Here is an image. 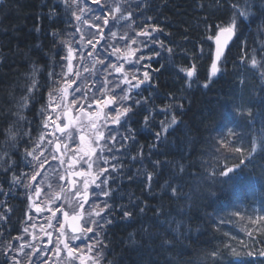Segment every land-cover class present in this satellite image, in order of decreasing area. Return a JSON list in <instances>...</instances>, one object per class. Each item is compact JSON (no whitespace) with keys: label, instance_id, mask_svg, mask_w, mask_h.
Wrapping results in <instances>:
<instances>
[{"label":"trees","instance_id":"1","mask_svg":"<svg viewBox=\"0 0 264 264\" xmlns=\"http://www.w3.org/2000/svg\"><path fill=\"white\" fill-rule=\"evenodd\" d=\"M2 2L0 109L7 111L14 107L11 101L14 97L19 98L20 86L33 66L42 69L47 66L43 75L38 77L42 84L48 71L55 67L58 72L57 53L64 54L60 41L64 40L71 27L65 22L67 17L63 5L56 7L60 0ZM232 2L143 0L144 14L137 15L136 21L142 18L143 24L151 16L153 19L148 23L163 29L161 40L174 52L171 60L153 62V67H160L161 64L164 67L153 75L155 88H149L145 94L152 97L148 107L157 111L166 103L176 102L182 103L183 108L177 111L178 124L169 129L161 140L157 141L153 134L160 130L159 121L162 120L155 116L156 122L151 125V131H143L137 136L135 145L126 146L129 155H137L143 147L144 156L142 161L126 159L123 174L111 185L114 190L111 200L113 223L106 227V236L102 235L107 245L102 264H238L232 248L242 251L243 244L250 243L243 227L245 221L240 222L241 217L248 218V214L255 211L264 216V195H261L264 193V151L260 148L255 156L246 160L234 177L230 190L225 184L210 183L206 179L210 159H217L212 149L221 139L225 144L226 138L223 140V137L228 127L236 131L240 129L238 131L244 134H254L255 130L264 134V100L257 93L262 84L257 77L250 76L251 72L241 62L242 57L252 56L254 49L259 47L258 43H264V0H252L251 15L240 24L237 30L239 39L236 37L228 50L219 77L209 79L213 52L211 41L218 28L229 23ZM53 32L59 34L55 41L51 35ZM247 63L250 64V61ZM193 64L196 66L194 83L188 88L185 72L180 70H187ZM55 79L58 80L57 77ZM242 79L243 84L240 83ZM206 82L208 87H202ZM58 86L60 84L42 88L41 94L35 98V107L30 105L31 110L25 111L27 119L35 121L34 128L39 124L37 112L47 104L48 93ZM243 104L244 113L251 109L255 117L252 127H249L247 115L234 116L236 111H241ZM137 119L142 124L143 115ZM231 120L235 123H230ZM38 136V130L33 132L34 139ZM2 143L3 138H0ZM241 159L228 160L231 163L227 164H238ZM156 161L159 165L154 167ZM180 165L184 168L183 172L179 171ZM147 172L153 174L150 189L141 182ZM137 173L141 175L137 176ZM130 176L136 178L129 180ZM5 179L4 175H0V183ZM169 184L181 187L182 194L178 199L172 196ZM4 188L7 190V184ZM20 190L14 188V198L8 199L12 208L10 220L15 219L16 229L7 228L6 224L0 226V251L8 240L20 235V226L25 224L27 200L20 198ZM2 199L0 197V201ZM130 200L144 202L146 213L134 215L131 220L121 219L119 208L129 205ZM158 208L165 213L159 218L161 223L154 218ZM133 211L137 213L138 209ZM237 211L244 215L236 216ZM221 220L225 222L220 223ZM177 221L181 223L179 237L172 231ZM148 224H152V232L158 234L155 241L144 238L142 226L147 227ZM165 236L173 244L161 248L160 238ZM213 252L218 255L213 257ZM239 260L248 264L251 258L241 256ZM3 261L4 257L0 254V264Z\"/></svg>","mask_w":264,"mask_h":264},{"label":"snow or ice","instance_id":"2","mask_svg":"<svg viewBox=\"0 0 264 264\" xmlns=\"http://www.w3.org/2000/svg\"><path fill=\"white\" fill-rule=\"evenodd\" d=\"M61 5H63L64 15L67 17L65 22L72 26V33L68 40L60 41L61 50L65 53L64 55L57 53L59 60L56 61V65L60 67V73H57L54 67L52 71H48L45 83L42 84L38 77L43 75L47 66L44 69L33 66L30 74L20 86L19 98L14 97L11 101L14 107L7 111L0 109V121H2L0 123V138H3V143L0 144V166H2L0 175H4L6 178L3 183H0V196L6 198L0 201V208H3V211L0 212V221L10 220L12 208L8 205V199L14 198L13 189H23L29 202V208L34 207L35 214L38 215L45 211L51 213V216L47 217L48 227H52V220L55 219L59 224V235L53 241L52 233L46 232L47 244L37 246L25 239V235H32L29 233V227L35 228V223L24 227L25 235L13 237L17 241L22 240L23 243L15 246L8 243L3 253H0L5 257L3 264H50L49 253L60 257L62 251H66L68 257L73 260H79V264H99V260L103 258L102 249L107 247L101 237L102 235L106 236V227L113 223L114 209L111 200L114 190L111 185L115 184L118 176L123 174L126 159L142 161L144 156L143 147L140 148L137 155H129L126 146L135 145L137 136L143 131H151V125L156 122L155 116L163 114L165 119L159 121L160 130L153 133L157 141L161 140L171 126L178 124L172 109L174 107L183 108L182 103H166L154 115V110L148 107V103L152 99L151 94L143 95V93L149 92V88H155L152 73L159 72L160 68L164 67L163 64L160 67H153V62L159 63V60L163 58L162 51L169 54V60L174 55L173 48L166 47L164 42L154 35L157 32H163V29L158 25L148 23L153 19L151 16L147 17L141 30L136 31L133 28V25L137 24L135 17L144 14L143 0L135 4L130 3L129 0H123V2L122 0H60L56 7ZM251 6L252 0H244L243 3L240 0H233L231 4L232 17L227 26L220 28V32L226 34L229 39L235 36L240 24H243L251 15ZM117 27L122 30L123 34L120 35L119 40L124 42L126 48L137 45L123 57L120 56L121 47L110 44L105 39V29L111 37L115 38L117 32L113 29ZM137 27H139L138 24ZM92 29L96 31H92ZM130 32L134 34L129 35ZM51 35L54 41L59 36L56 32ZM101 40H105V44L98 49L97 45ZM216 44L215 58L211 63L209 79L220 72L218 62L222 51L219 35L216 37ZM109 48L111 52L108 51ZM255 51L256 56L246 55L241 58V62L245 63L247 70L254 77H258L264 82V43ZM136 52H140V55L137 56ZM113 56L116 57L115 61L112 60ZM257 56H259V60L256 58ZM88 58H91L92 68L90 69L84 64L83 71L96 77L91 87L84 83L87 78H82L80 72L81 64ZM74 61L76 62L75 67ZM248 61L250 64L247 63ZM97 64L101 65L107 74L104 76L103 82L100 81L97 72L92 71ZM125 64L129 66L131 76L128 71H125ZM141 69L144 70L141 71ZM180 71L185 72V85L190 88L194 83L196 66L193 64L189 69ZM57 76L64 83L48 93V103L37 112L39 124L34 128L35 121H29L24 113L31 110L30 105L35 107V98L41 94L42 88L59 84V80L55 79ZM108 76H113V79L109 80ZM78 80L79 83H77ZM240 83L243 84L244 80L242 79ZM202 87L207 88L208 83H204ZM69 89H71V94H69ZM69 95H71L70 103ZM169 96L171 97V94ZM260 99L264 100V96H261ZM75 105H79V109L85 112V115L89 117L95 115V119L84 123L80 121L79 117H71L69 112ZM94 107L100 111L94 114L92 111ZM58 108L66 118L63 123H61V115L57 114ZM141 115H143L142 124L140 119H137ZM241 115H247L250 121L249 127H252L255 117L251 109H248L246 113L241 111L234 113V116ZM74 120L80 122L74 124ZM230 123H235V120H231ZM72 128H75L78 134V143L71 131ZM37 130L39 136L38 139H34L33 132ZM258 147L264 151V134L253 140L250 157L257 153ZM234 151L241 153L243 149L237 147ZM52 161L57 162L56 167L64 168L69 176L79 177L80 182L78 186L75 180L69 181L67 187L62 186L60 192L49 196L48 203L53 206L41 208L39 205H33V198L41 197V193L44 191L41 185L48 181V176L44 175L48 170L46 165L48 168H53ZM245 164L244 159H241L238 164L225 163L211 175L215 180L227 185L230 190L234 177ZM65 165L67 167H64ZM84 165L87 166L86 169L83 167ZM158 165L159 161L154 162V167ZM94 166L95 172H93ZM77 167L79 170L73 171ZM179 171H184L182 165L179 166ZM136 175L141 174L137 173ZM143 175L145 180L141 182L150 189L153 174L147 172ZM135 178V176H130L129 180ZM65 179L64 174H59L60 181H65ZM4 184H7V190H5ZM48 186L51 188V185ZM168 186L171 188L172 196L178 199L182 194L181 187L171 184ZM69 191L75 198L74 202L67 196H61V193ZM62 199L71 209V220L73 221L71 235H66L65 224L57 216V213H61L65 221L69 219V211L64 210V203H55ZM146 207L144 202L136 203L130 200L129 205H122L119 208L122 213L121 219L131 220L134 219V215L145 214ZM133 209H138V212L134 213ZM161 215H165L162 209H155L154 218L157 223H161L159 219ZM235 215L241 216L239 211ZM32 219V212H26L24 222L27 223ZM249 219L253 226V230L247 231L250 243H244L242 251H237L235 248H232L231 251L237 258L238 264H245L244 261L239 260L241 256L251 258L248 264H264V238H260L264 236V232H262L264 216ZM224 222L220 221V223ZM151 229L152 224H148L147 227L142 226L144 238L155 241L158 234L153 233ZM41 231H44L43 226ZM172 231L177 237L181 235L179 221L176 222ZM32 239L35 240L37 237L32 235ZM172 244L173 241L166 236L160 238L159 247H170ZM217 255L216 252L212 253L213 257ZM20 257L26 259L22 261Z\"/></svg>","mask_w":264,"mask_h":264},{"label":"rangeland","instance_id":"3","mask_svg":"<svg viewBox=\"0 0 264 264\" xmlns=\"http://www.w3.org/2000/svg\"><path fill=\"white\" fill-rule=\"evenodd\" d=\"M122 2H123V0H122ZM129 2L135 4V3H140L141 0H129ZM142 20L143 19L140 18L137 21V24L139 25V27H137V24L133 25V28H135L136 31L141 30V28L144 26L146 21L143 22V24H142ZM70 27L71 28L67 31L68 34H66V37H64V40H68L70 38V36H71L72 26L70 25ZM220 28H222V27H219L218 31H220ZM92 31H96V30L92 29ZM113 31L117 32V36L115 38L111 37L108 34L107 29H105V39L107 40L108 43L115 44V45L121 47V52H120V56L121 57L127 55L132 49H135L137 47V45H132L131 48H126L124 46V42L119 40L120 35L123 34L122 30L119 27H117V28H114ZM133 34L134 33H132V32L129 33V35H133ZM162 34H163L162 32H157L154 35H156L161 40V35ZM257 36H259V34ZM140 39H143V38H140ZM104 44H105V40H101L100 44L97 45V48L100 49ZM258 44H259V47H260L261 44L260 43H258ZM157 50H160V49L157 48ZM201 50H202V48L200 49V51ZM108 51L111 52V49L109 48ZM136 55L137 56L140 55V52H136ZM251 55L252 56H256L255 49H254V52ZM102 56H103V53H102ZM168 56H169V54L166 51H162V57L163 58H161L160 60L161 61L163 60V63H164V60H167ZM256 58L259 60V56H257ZM115 59H116V57L113 56L112 60L115 61ZM75 64H76V62L74 61V67H75ZM84 64H86L88 67L92 66L91 58H88V60L84 61L81 64V67H80L81 76H83L82 78H84V77L87 78L86 79L87 81H84V83L87 84L89 87H91L92 86V82H93L91 80H93V78L92 77L90 78V76L87 75V72L83 71ZM143 70L144 69H141V71H143ZM60 71H61V69H58L57 73H60ZM96 71H97L98 76L100 77V81L103 82L102 80L104 79V76L107 75L104 72L103 67L101 65L97 64L96 65ZM125 71H128L129 76H131L132 73L129 71V66L127 64H125ZM154 74L155 73H152V76ZM184 75H185V73H184ZM250 76L252 77L253 75H250ZM57 78L59 80L60 86H62L64 81L62 79H59V76H57ZM108 79L112 80L113 76H108ZM88 81H91V82H88ZM258 81H260V83L262 84V89H264V82H262L259 78H258ZM77 83H79V80L77 81ZM60 86H58V87H60ZM109 87H111V85H109ZM252 90H254V89H252ZM257 93L259 94L260 97L264 96V92L261 91V89ZM69 94H71V89H69ZM145 94H146V92L143 93L144 96H145ZM48 99H49V97H48ZM70 100H71V95H69V103H70ZM57 102H59V101H57ZM47 103H48V101H47ZM241 107H242L241 108V112H244L245 111L244 110V104ZM262 108H263V106H262ZM159 110L160 109H158L157 111H153V113L155 114V112H158ZM178 110H179V107H174L172 109V112H174L175 115H177V111ZM92 111L95 114L96 112H99L100 110L96 109L94 107ZM105 111H107V109H105ZM69 113L72 114L73 118L79 117L80 121H82L84 123H88V121L90 119H95V115H93L91 117L85 115V112H83V111H81L79 109V105L72 106ZM57 114L61 115V123L65 122L66 118L63 116V113L61 112V110L59 108L57 109ZM101 115H102V113H101ZM158 117H159V119H165V116L163 114L159 115ZM80 121L74 120L73 122L75 124V123H79ZM175 126L176 125L171 126L169 129H172ZM238 130H240V129H237V131H236L232 127L231 128L228 127L227 131L224 132V137H223V140H225V138H226L225 144H224V141H222V139H221V141H218L216 143V145L213 147L212 153L213 154L215 153V155H216L215 157H217V159H213V158L210 159L212 161L209 162V165H208V167L210 169L207 172L208 176L206 177V179H208V181L210 183L222 184L219 181L215 180L213 178V176L211 175V173L213 171H215V170H218V168L223 166L225 163H231L228 160L237 161V159L240 157V158H243L246 161L247 159H250V158H252L253 156H255L257 154L256 153L255 155H253L251 157L249 156L253 140H255L257 137H259L261 135V133L260 132H256V130H255L254 134H244L242 131H238ZM71 131L73 132V135L76 138V142L78 143L79 142L78 141V134L76 133L75 128H72ZM257 143L259 144L258 140H257ZM70 147H71V145H70ZM237 147L243 149V151L241 153L235 152L234 149L237 148ZM257 152H258V150H257ZM56 164H57L56 161H52V165H53V168H55V170H53V168H48V166L46 165V168L48 170L44 173V175L48 176V181H47V183L41 185V187L44 189V191L41 193V197L39 199H37L35 197L33 198V205H39L41 208H46V207L53 206L52 204L48 203L49 196H54L55 193L60 192V188L62 186L63 187H67L69 181H71V180H75L77 182V185L79 186V182H80V178L79 177L69 176L68 173H66L64 171V168L56 167ZM64 167H67V166L65 165ZM83 167L86 169L87 166L84 165ZM76 170H79V167L73 169V171H76ZM93 172H95V166L93 168ZM59 174H64L65 175V177H66L65 181H60L59 180ZM234 180L235 179H233V181ZM48 185H51V188H49ZM20 191H21L20 198L21 199L26 198L25 194H24V190L21 189ZM61 196L62 197L67 196L69 199H72L73 202L75 200V198L72 195V192H70V191L69 192H65V193H61ZM0 197L3 198L2 201L6 199L4 196H0ZM26 200L27 199H25V201ZM55 203L56 204L64 203V210L65 211H69V216H71V214H72L71 213V209L69 208L68 204L63 201V199L61 201H56ZM1 211H2V208H0V212ZM30 211L32 212L33 219H32V221L30 223H28V225H26V223L24 225L26 227V226L31 225L32 223H35V225H36L35 228L29 227V231H30L29 233H31L32 235H35L37 237V239L33 240L32 239V235L23 234V235H25V239L29 240L33 244H36L37 246H43V245L47 244V242H48V237L45 235V233L46 232H51L52 233V240L55 241L57 236L59 235V224H56L54 227H48V224H46L48 222L47 217H50L51 213L45 211V212H42L41 214L37 215L34 212V207L32 209L29 208V202L27 201V212H30ZM256 213L257 212L255 211V212H252V214L249 213L248 214V218H241L240 222L241 221H245V224H244L243 227H244L246 232L248 230H253V226L250 224V219L249 218L255 219L257 216H261L260 214H256ZM242 215H244V214H242ZM57 216L60 218V221L62 223H64L65 220H64L62 214L61 213H57ZM229 217H231V216L229 215ZM246 220H248V221L246 222ZM240 222L238 224H241ZM54 223H56L55 219L52 220V224H54ZM2 225L3 224L0 222V226H2ZM42 226H43L44 231H41V227ZM64 231H65L66 235H69V232L66 230V226H65ZM8 241H9L8 243H12L14 246L19 244V243H23L22 240L21 241H17L15 239L8 240ZM8 243H6L4 245V247L1 248V250H2V251H0L1 253H3V251L7 247ZM104 254H105L104 249H102V257L103 258H104ZM49 257L51 258L50 259V264H79V260H73V258L68 257L66 251H62L61 254H60V257H56L53 253H49ZM4 259H5V257H4ZM20 259L23 261L26 258L25 257H20ZM102 259L99 260V264L103 263Z\"/></svg>","mask_w":264,"mask_h":264},{"label":"water","instance_id":"4","mask_svg":"<svg viewBox=\"0 0 264 264\" xmlns=\"http://www.w3.org/2000/svg\"><path fill=\"white\" fill-rule=\"evenodd\" d=\"M217 35H219V37H220V41H221V45L220 46H221V51H222V56L220 58V61L218 62V66H219V64L223 60V58H224L227 50L229 49V47L233 43V40H234L235 36H233V37H231L229 39V38H227L226 34H224V33L219 32ZM217 35H216V37H217ZM216 37L214 38V54H213V59L215 58V51H216V47H217Z\"/></svg>","mask_w":264,"mask_h":264},{"label":"bare ground","instance_id":"5","mask_svg":"<svg viewBox=\"0 0 264 264\" xmlns=\"http://www.w3.org/2000/svg\"><path fill=\"white\" fill-rule=\"evenodd\" d=\"M3 3V2H2ZM2 3L0 2V5H2ZM212 44L214 43V39H212ZM64 55V54H63ZM160 62H161V60H159ZM162 62H163V60H162ZM90 69L92 68V66H90L89 67ZM92 71H94V72H97L96 71V68L95 69H92ZM87 75H89L90 76V78L92 77L93 78V80H91V81H94L95 79H96V77L95 76H91L90 75V73L89 72H87ZM83 77V76H82ZM99 79H100V77H99ZM84 81H87L86 79L84 80ZM91 81H88V82H91ZM103 81V80H102ZM2 212V211H1ZM224 218V217H223ZM15 219H12V220H10V221H0L3 225L4 224H6L7 225V228H9V229H16L15 228V221H14ZM25 227V225H23L22 227L20 226V230H19V234L20 235H23L24 233H23V228ZM30 232V231H29Z\"/></svg>","mask_w":264,"mask_h":264}]
</instances>
